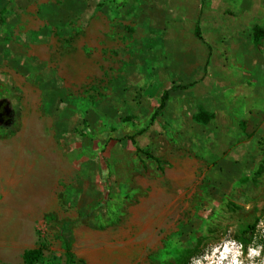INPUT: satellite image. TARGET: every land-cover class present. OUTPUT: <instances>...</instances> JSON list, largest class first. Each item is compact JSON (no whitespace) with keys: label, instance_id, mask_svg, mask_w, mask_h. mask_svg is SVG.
I'll list each match as a JSON object with an SVG mask.
<instances>
[{"label":"rangeland","instance_id":"obj_1","mask_svg":"<svg viewBox=\"0 0 264 264\" xmlns=\"http://www.w3.org/2000/svg\"><path fill=\"white\" fill-rule=\"evenodd\" d=\"M205 2L0 0V99H9L12 114L10 125L0 127L1 147H12L0 185L26 195L0 206V241L20 234L45 239L44 258L56 253L63 264L58 238L70 221L75 264H216L222 254L228 264H264L257 227L264 225V111L250 103L253 79H226L217 94L202 97L200 86L210 83H200L204 68L189 76L184 68H164L167 32L145 28L153 13L175 8L193 17ZM186 6L195 7L185 13ZM249 7L236 21V35L242 40V29L253 24L257 55L264 57V0ZM104 16L121 26V47H112L108 62L96 49L94 59L79 63L73 82L61 80L55 68L39 71L25 56L28 45L48 35L53 38L44 42L59 58L73 24L104 23ZM176 26L172 39L192 48L201 34L197 25ZM240 58L231 59L243 63ZM9 72H29L28 84L41 74L42 95L32 88L35 101L25 103L26 81ZM258 83L254 90L262 97L255 100L264 103V78ZM166 86L169 98L151 119Z\"/></svg>","mask_w":264,"mask_h":264},{"label":"crops","instance_id":"obj_2","mask_svg":"<svg viewBox=\"0 0 264 264\" xmlns=\"http://www.w3.org/2000/svg\"><path fill=\"white\" fill-rule=\"evenodd\" d=\"M234 3L235 7L229 11L228 8L220 7L219 0H206L205 4L206 7L200 12H198L196 15L189 14L188 16L183 14V11H179L178 9H172V10H162L158 11V15L154 14L152 15V18L148 19L145 24V28H152L153 30H165L166 33V39L168 41L169 45V57L168 64L164 68H169L170 66H173L174 69L182 70L184 68L183 74L186 75H193V72L196 70H201L202 67L204 68L203 76L199 78L201 84L209 83L208 89L201 88L200 86V93L206 97L209 96V94H217V90L219 86L223 84V82L226 79H239V80H249L253 79L252 85L249 87L248 90H252L253 98L250 99V103H253L255 105V110H263L264 111V103L258 102L255 99H257L258 95L261 96V93L257 92L254 89H257L260 85L258 81L261 78H264V60H261L262 55L258 56L255 43L253 41L252 36V27L253 24H249V26L246 29H242V33H245V36L242 40H240V37H238L237 33L239 30L238 25L236 24V21L241 20L243 18V15L247 8L249 9V3H253V0H225ZM261 1V5H262ZM248 3V5H247ZM260 3V1H259ZM204 4V3H203ZM156 3L151 4V6L155 7ZM181 6H184V4H180ZM160 7V6H159ZM195 6H192L191 8H187V6L184 8V12L187 11L192 12L193 8ZM263 7V6H262ZM196 9V8H195ZM262 11V9H261ZM106 12H104L105 14ZM95 16H101V14L98 12H94ZM227 14L233 15L234 18H229ZM100 18V17H99ZM98 18V19H99ZM137 18H140L139 21L141 22L139 25L140 28H144V15L143 13L141 16L137 15ZM244 19V18H243ZM104 23L103 22H82L73 24L75 27L71 28V36L69 35L66 39L67 41L62 44L61 55L60 59L56 54H53V50L48 46L49 42L45 43L43 38L50 40L53 38V36L45 35L44 37L40 38L39 41H37V44L31 43L28 45V48H26V57H31L32 59H35L38 64H40L37 68H39V71H43L46 67L47 68H55L57 72V76H61L62 79H71L72 82L75 79L78 78V75L80 73L79 70V63L83 62V60H92L97 55V52L100 53L103 52L104 61L108 62L110 61L111 50L112 47L116 49L117 47H121V45L118 46V36L121 37V32L118 34L117 31H122L121 26L119 28L113 27L110 22L106 20V17L104 16ZM232 20V21H230ZM188 22L192 25L194 23V27L196 26L197 33L200 34V37L194 42V46L191 48L189 43L192 42H186L184 44L180 43L179 41H175L172 38L176 37V32H173L175 28H177L176 25L179 24V26H182L183 23L188 24ZM263 23V20L261 21ZM67 25V24H66ZM72 24L67 26H73ZM152 25V26H151ZM245 28V27H244ZM43 29H41L42 31ZM195 30V31H196ZM62 31V29H61ZM110 31H113L114 39L111 38ZM109 33L110 35L107 37L105 36L106 33ZM237 34V35H236ZM42 35V34H41ZM62 35V34H61ZM61 35L56 36L59 40L61 39ZM72 38L76 39L75 42H72ZM171 39V40H170ZM251 39V41H250ZM86 41L85 44L83 42ZM120 41V39H119ZM71 42V44H69ZM90 43V44H89ZM121 44V42L119 43ZM235 44V45H234ZM239 45V50L234 51L232 49V46ZM253 47L251 50L249 48ZM103 48V49H102ZM96 49L98 50L96 52ZM253 50V51H252ZM236 53V54H235ZM241 56L240 61L243 60L244 62H237L234 61V58L237 59V56ZM24 56V57H25ZM53 57L52 60L50 57ZM143 56V55H142ZM49 57V59H47ZM264 58V57H262ZM138 59V56H137ZM140 61L143 60L142 58H139ZM145 61V59L143 60ZM50 62H56L59 65H53ZM87 62V61H86ZM253 63L254 68L253 70H250L248 67V64ZM196 64H198V67H194ZM252 66V67H253ZM236 68V69H235ZM11 73V74H9ZM8 75L9 78L13 79H21L23 78L26 82V84L29 87V92L25 93L24 99L25 103L35 101L33 99L31 90L34 88L35 90H40L41 95L43 93V89L45 87V84L41 80V74H40V81H36V83H33L32 80H30L29 84L27 83V76L29 72L25 74H21V72H9ZM18 74L19 77L16 75ZM22 75V76H21ZM30 77V76H29ZM29 79V78H28ZM31 79V78H30ZM238 80V81H239ZM205 81V83H203ZM33 83V84H32ZM197 83H194V85ZM170 87V86H169ZM39 88V89H38ZM165 89H168V98L170 95V91L172 88H168L166 86ZM262 97V96H261ZM41 98V96H40ZM167 98V100H168ZM7 97L0 99V107L4 105V113H9L7 110L8 108V102ZM9 100V99H8ZM255 100V101H254ZM42 101V99H40ZM57 103V101H55ZM263 103V104H262ZM158 105V104H157ZM0 112V116H1ZM12 116V114H11ZM10 116V117H11ZM9 123H2L0 121V127L4 128L6 125H10ZM30 125H32L33 120L29 121ZM12 125V124H11ZM29 125V126H30ZM0 141L1 135H0ZM11 146L7 148H3L0 145V166L3 167L4 172L3 175L6 174V171L10 168L7 162L10 158V155L12 154ZM26 195L22 193V189H13V187H7V186H1L0 185V206H6L8 204H14L16 200L23 199ZM5 213V212H4ZM69 222L70 221H65ZM64 222V223H65ZM63 223V224H64ZM63 227V225H62ZM71 230V229H70ZM72 230L70 231V240H71V247L72 252L73 251V240H72ZM5 238H8V241H0V264H22L23 263V253L25 250L33 249L37 247V242L39 238H35L29 235L20 234L13 235L12 237H2L1 240H6ZM45 240V239H44ZM59 244L61 245V252L60 255H64V247H63V238L62 235H60V238H58ZM46 242V240H45ZM47 248L43 251V256H45V252L48 251V247H50V244L46 243ZM50 250V249H49ZM62 253V254H61ZM56 256L55 254H52V256Z\"/></svg>","mask_w":264,"mask_h":264},{"label":"trees","instance_id":"obj_3","mask_svg":"<svg viewBox=\"0 0 264 264\" xmlns=\"http://www.w3.org/2000/svg\"><path fill=\"white\" fill-rule=\"evenodd\" d=\"M168 98V89H165L160 96L157 107L155 108L151 119H154L159 111L165 106V102ZM254 225L249 226L243 233L249 234L247 238H251L254 232ZM70 223L65 222L62 227L61 235L63 238L64 256L65 262L63 264H75L76 259L72 252L71 240H70ZM47 248L45 240H38L37 247L33 249L25 250L23 253L22 264H60L56 260V256H51L50 260H46L43 256V251Z\"/></svg>","mask_w":264,"mask_h":264},{"label":"flooded vegetation","instance_id":"obj_4","mask_svg":"<svg viewBox=\"0 0 264 264\" xmlns=\"http://www.w3.org/2000/svg\"><path fill=\"white\" fill-rule=\"evenodd\" d=\"M4 105H2L1 107H0V112L2 113L1 114V116H0V121L2 122V123H9L10 122V116H11V114H10V112L8 113H4L3 111H4V107H3Z\"/></svg>","mask_w":264,"mask_h":264},{"label":"clouds","instance_id":"obj_5","mask_svg":"<svg viewBox=\"0 0 264 264\" xmlns=\"http://www.w3.org/2000/svg\"><path fill=\"white\" fill-rule=\"evenodd\" d=\"M225 260V255L222 254L218 257L217 263L216 264H228L227 262L224 261ZM224 262V263H223Z\"/></svg>","mask_w":264,"mask_h":264},{"label":"built area","instance_id":"obj_6","mask_svg":"<svg viewBox=\"0 0 264 264\" xmlns=\"http://www.w3.org/2000/svg\"><path fill=\"white\" fill-rule=\"evenodd\" d=\"M258 228H260V231L264 234V225L263 222L260 221L259 224L257 225Z\"/></svg>","mask_w":264,"mask_h":264}]
</instances>
